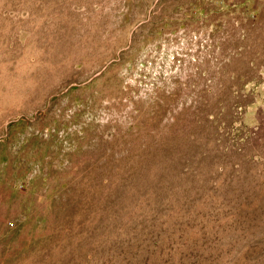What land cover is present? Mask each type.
Segmentation results:
<instances>
[{"label": "rangeland", "instance_id": "374dc122", "mask_svg": "<svg viewBox=\"0 0 264 264\" xmlns=\"http://www.w3.org/2000/svg\"><path fill=\"white\" fill-rule=\"evenodd\" d=\"M0 264H264V0H0Z\"/></svg>", "mask_w": 264, "mask_h": 264}]
</instances>
